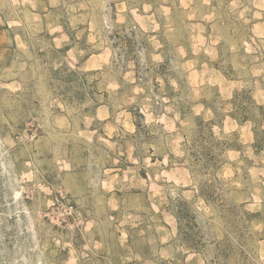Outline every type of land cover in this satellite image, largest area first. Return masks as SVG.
<instances>
[{
    "label": "rangeland",
    "instance_id": "1",
    "mask_svg": "<svg viewBox=\"0 0 264 264\" xmlns=\"http://www.w3.org/2000/svg\"><path fill=\"white\" fill-rule=\"evenodd\" d=\"M262 104L264 0H0V264H264Z\"/></svg>",
    "mask_w": 264,
    "mask_h": 264
},
{
    "label": "trees",
    "instance_id": "2",
    "mask_svg": "<svg viewBox=\"0 0 264 264\" xmlns=\"http://www.w3.org/2000/svg\"><path fill=\"white\" fill-rule=\"evenodd\" d=\"M238 99L240 109H246L254 104L251 96L246 92H235L234 98ZM261 119H264V104L257 106ZM212 121L196 120L194 135L189 142V155L194 161H202V168L214 172L220 165L221 153L229 147V142L224 139H218L211 130ZM254 140L253 146L256 150L264 149V128H253ZM203 193V192H202ZM205 195V194H202ZM179 207L176 210V217L179 221L180 216H189L190 203L185 199H178ZM198 251L199 249L196 248Z\"/></svg>",
    "mask_w": 264,
    "mask_h": 264
}]
</instances>
